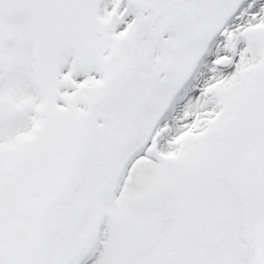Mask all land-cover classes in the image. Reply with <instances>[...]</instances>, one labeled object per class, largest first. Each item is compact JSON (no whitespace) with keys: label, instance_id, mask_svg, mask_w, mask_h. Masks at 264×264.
<instances>
[{"label":"snow or ice","instance_id":"obj_1","mask_svg":"<svg viewBox=\"0 0 264 264\" xmlns=\"http://www.w3.org/2000/svg\"><path fill=\"white\" fill-rule=\"evenodd\" d=\"M0 264H264V0H0Z\"/></svg>","mask_w":264,"mask_h":264}]
</instances>
